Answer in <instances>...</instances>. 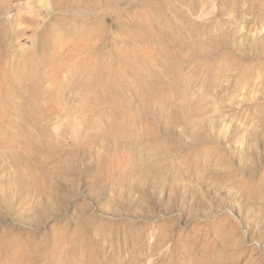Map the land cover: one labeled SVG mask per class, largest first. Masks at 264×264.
Instances as JSON below:
<instances>
[{
	"label": "rangeland",
	"instance_id": "obj_1",
	"mask_svg": "<svg viewBox=\"0 0 264 264\" xmlns=\"http://www.w3.org/2000/svg\"><path fill=\"white\" fill-rule=\"evenodd\" d=\"M0 264H264V0H0Z\"/></svg>",
	"mask_w": 264,
	"mask_h": 264
}]
</instances>
